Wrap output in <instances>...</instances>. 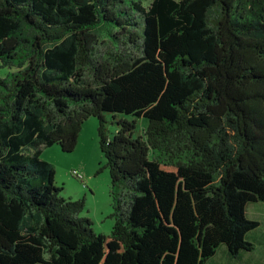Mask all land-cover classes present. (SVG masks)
<instances>
[{
  "label": "trees",
  "instance_id": "1",
  "mask_svg": "<svg viewBox=\"0 0 264 264\" xmlns=\"http://www.w3.org/2000/svg\"><path fill=\"white\" fill-rule=\"evenodd\" d=\"M147 1L0 0V264H206L221 246L255 249L264 0ZM127 116L148 120L142 135ZM90 117L109 235L42 158L73 152Z\"/></svg>",
  "mask_w": 264,
  "mask_h": 264
},
{
  "label": "rangeland",
  "instance_id": "2",
  "mask_svg": "<svg viewBox=\"0 0 264 264\" xmlns=\"http://www.w3.org/2000/svg\"><path fill=\"white\" fill-rule=\"evenodd\" d=\"M148 1L144 0L147 6ZM106 37L105 35L103 36ZM9 68L0 64V77H6ZM122 115H118V119ZM136 120L135 136L143 134L148 126L146 118H133ZM106 126L109 135L117 131L118 125L111 114H106ZM99 120L95 117L87 119L79 136L78 144L73 152H63L61 147L54 145L43 151L42 158L54 165L56 169L55 183L62 187L61 196L71 200H85V208L81 216L87 217L93 222V230L96 234L109 235L114 226L113 199L111 196V177L109 170L105 167L106 159L101 152L99 144ZM77 170L82 174L83 180L73 175ZM263 205L264 203H258ZM252 219L251 211L247 214ZM262 252L264 248L260 247ZM258 249L256 255L261 253Z\"/></svg>",
  "mask_w": 264,
  "mask_h": 264
},
{
  "label": "crops",
  "instance_id": "3",
  "mask_svg": "<svg viewBox=\"0 0 264 264\" xmlns=\"http://www.w3.org/2000/svg\"><path fill=\"white\" fill-rule=\"evenodd\" d=\"M251 211L252 219L259 222V227L247 234V240L251 242L255 249L251 252L242 251L238 259L230 256L227 247L221 246L217 253L206 264H264V207L258 203L247 206L246 216ZM261 253L256 255L258 249Z\"/></svg>",
  "mask_w": 264,
  "mask_h": 264
},
{
  "label": "built area",
  "instance_id": "4",
  "mask_svg": "<svg viewBox=\"0 0 264 264\" xmlns=\"http://www.w3.org/2000/svg\"><path fill=\"white\" fill-rule=\"evenodd\" d=\"M73 175L76 176L78 179L83 180V176L77 170L73 171Z\"/></svg>",
  "mask_w": 264,
  "mask_h": 264
}]
</instances>
